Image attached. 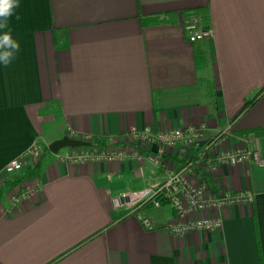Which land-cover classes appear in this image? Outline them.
Returning a JSON list of instances; mask_svg holds the SVG:
<instances>
[{"label": "crops", "instance_id": "0c3cea01", "mask_svg": "<svg viewBox=\"0 0 264 264\" xmlns=\"http://www.w3.org/2000/svg\"><path fill=\"white\" fill-rule=\"evenodd\" d=\"M17 3L0 29L19 43L0 63V264H264V168L193 173L212 195L246 191L253 202L224 211L220 230L172 236L168 206L144 211L158 227L147 231L112 204L163 182L161 171L132 160L61 164L48 151L64 137L129 145L133 128L214 134L231 125L264 159V0ZM189 13L210 40L187 41ZM33 144L37 167L6 176ZM166 160L184 158L171 150Z\"/></svg>", "mask_w": 264, "mask_h": 264}, {"label": "built area", "instance_id": "2783aa9c", "mask_svg": "<svg viewBox=\"0 0 264 264\" xmlns=\"http://www.w3.org/2000/svg\"><path fill=\"white\" fill-rule=\"evenodd\" d=\"M183 30L190 44L212 38L211 30L203 25L200 16L195 13H189L184 18ZM231 128L229 125L225 130L214 134H210L205 125L171 131L133 128L126 137L129 145H120L117 140H109L105 147L69 149L65 154H57V160L61 164L69 165L122 163L126 160L139 164L147 162L151 167V174L161 171L164 181L121 194L113 200V207L123 212L124 216H134L145 230L153 231L158 227L144 211L160 210L166 205L172 210L173 218L163 228L170 235L185 236L194 231L210 233L222 228L224 211L252 203L253 197L246 191L236 194L224 191L219 195H212L209 188L203 182L197 181L192 174L200 171L216 174L224 167L235 168L242 164L264 168V159L251 149L252 139L235 138ZM235 139L242 145H232L231 142ZM153 146L155 151L152 153L140 152V149ZM171 150L183 155L182 165L169 164L166 160ZM41 151L37 144H33L24 155L11 161L3 173L12 176L21 172L25 165L36 168ZM139 169L142 172L143 166Z\"/></svg>", "mask_w": 264, "mask_h": 264}, {"label": "clouds", "instance_id": "9594fccd", "mask_svg": "<svg viewBox=\"0 0 264 264\" xmlns=\"http://www.w3.org/2000/svg\"><path fill=\"white\" fill-rule=\"evenodd\" d=\"M16 7H18L17 0H0V29L8 28V20ZM18 50L19 43L12 38L10 31L0 35V63L7 67Z\"/></svg>", "mask_w": 264, "mask_h": 264}, {"label": "water", "instance_id": "95a60500", "mask_svg": "<svg viewBox=\"0 0 264 264\" xmlns=\"http://www.w3.org/2000/svg\"><path fill=\"white\" fill-rule=\"evenodd\" d=\"M90 145L86 141L73 140L67 137L62 138L61 140L55 141L48 146V151L57 155L60 151L65 149H79V148H88Z\"/></svg>", "mask_w": 264, "mask_h": 264}, {"label": "trees", "instance_id": "16d2710c", "mask_svg": "<svg viewBox=\"0 0 264 264\" xmlns=\"http://www.w3.org/2000/svg\"><path fill=\"white\" fill-rule=\"evenodd\" d=\"M198 60L201 59V57L197 58ZM87 142L89 143L90 147H95V148H100V147H105V142L98 139V138H90L87 140ZM163 205H165V203H163Z\"/></svg>", "mask_w": 264, "mask_h": 264}, {"label": "rangeland", "instance_id": "374dc122", "mask_svg": "<svg viewBox=\"0 0 264 264\" xmlns=\"http://www.w3.org/2000/svg\"><path fill=\"white\" fill-rule=\"evenodd\" d=\"M93 148H95V147H93ZM61 152L63 153V152H65V151H64V150H62Z\"/></svg>", "mask_w": 264, "mask_h": 264}]
</instances>
